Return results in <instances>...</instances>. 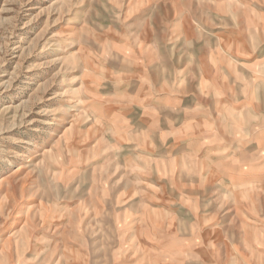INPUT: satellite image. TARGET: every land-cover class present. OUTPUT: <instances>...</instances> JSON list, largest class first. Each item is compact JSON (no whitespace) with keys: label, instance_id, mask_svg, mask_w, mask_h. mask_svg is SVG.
Returning a JSON list of instances; mask_svg holds the SVG:
<instances>
[{"label":"rangeland","instance_id":"374dc122","mask_svg":"<svg viewBox=\"0 0 264 264\" xmlns=\"http://www.w3.org/2000/svg\"><path fill=\"white\" fill-rule=\"evenodd\" d=\"M0 264H264V0H0Z\"/></svg>","mask_w":264,"mask_h":264},{"label":"crops","instance_id":"0c3cea01","mask_svg":"<svg viewBox=\"0 0 264 264\" xmlns=\"http://www.w3.org/2000/svg\"><path fill=\"white\" fill-rule=\"evenodd\" d=\"M216 33H218V34L221 35V36H219V37H222V39L226 40V41L224 42L225 45H226V42H227V41H228V42H232V49L230 50V54L234 56V61L237 60L238 64H243L242 62H245L244 57H243V56L239 57L237 54H234V53H233L234 50L236 49V43H237L238 39L235 38V37L231 39L230 37H231L232 35L227 34V33L223 32V31H219V32H216ZM219 37H217V39H219ZM230 39H231V40H230ZM238 64H236V65H238ZM221 68H224V66H221ZM224 72H225V71H224Z\"/></svg>","mask_w":264,"mask_h":264},{"label":"bare ground","instance_id":"6f19581e","mask_svg":"<svg viewBox=\"0 0 264 264\" xmlns=\"http://www.w3.org/2000/svg\"><path fill=\"white\" fill-rule=\"evenodd\" d=\"M33 142V143H32ZM30 144H32V145H36L35 143H34V141H30Z\"/></svg>","mask_w":264,"mask_h":264}]
</instances>
